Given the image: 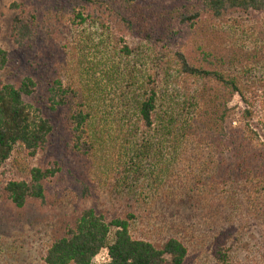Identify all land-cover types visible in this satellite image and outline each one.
<instances>
[{"label": "trees", "instance_id": "obj_1", "mask_svg": "<svg viewBox=\"0 0 264 264\" xmlns=\"http://www.w3.org/2000/svg\"><path fill=\"white\" fill-rule=\"evenodd\" d=\"M261 15L264 0L22 6L12 42L37 56L62 44L64 58L21 78L0 50V183L18 150L55 165L21 169L22 180L2 182L0 200L20 210L30 200L73 210L111 202L65 232L33 223L28 244L0 233V264H98L103 250V264H264ZM38 91L33 108L25 98ZM59 177L68 186L52 196ZM180 209L194 214L178 218ZM254 231L251 260L239 262ZM29 249L38 258L28 263Z\"/></svg>", "mask_w": 264, "mask_h": 264}, {"label": "rangeland", "instance_id": "obj_2", "mask_svg": "<svg viewBox=\"0 0 264 264\" xmlns=\"http://www.w3.org/2000/svg\"><path fill=\"white\" fill-rule=\"evenodd\" d=\"M33 1L34 0H0V50L8 54L12 67L20 70V74L18 75L21 78H24L26 75H32L35 78H39L41 75H43L42 70L46 69L45 67L50 66L51 63L53 64L55 69H60V63L64 58L62 44L57 45V47L53 48V50H51L50 52H48V49H43L37 52L39 53L37 56L34 54V52H23L12 42L11 31L15 17L18 15L22 6L30 5V3H32ZM146 1L165 2L166 4H169L172 1L180 0ZM260 18L264 19V15H261ZM136 43L137 42L134 40H131L130 42V44L133 46H135ZM93 46L96 45L93 44ZM52 54L55 55L54 59L50 58ZM86 56L92 64L95 63L96 65L98 58L101 57L100 53H97L94 50L87 51ZM35 97L40 98L41 92H36V94L32 98H25V102H27V104L31 105L33 108H37L38 105ZM231 106L234 108V112L237 116L241 114L243 107L240 104L238 98L233 101ZM54 161L55 159L46 153L39 155L36 159L31 161L27 156L24 155L22 150H18L14 154L12 162L9 161L6 164L1 180L2 182H7L11 179L22 180L25 176V173L21 169L26 168L28 165L50 170L54 168ZM2 182L0 183V187H3ZM67 184V180H62L61 177H59V179H56V183L53 186H48V190L51 192L52 196H55L57 193H61L64 188L68 186ZM110 202L111 199H109V196H102L101 199L97 202L88 200L84 202L80 206V208H78L77 210H73L65 206L55 207L52 206L51 203H49L47 207H42L35 200H30L27 205L20 210L17 209L15 205L12 204V202H4L0 200V233L7 234L9 236L21 237L22 239L26 240L28 244L31 239L29 236L33 235V230L31 229L33 223L41 229H50L53 232V228H55L57 230H62L63 232H65L68 227L73 225V222L77 215H80L82 212L89 209H106L104 205L109 206ZM193 214L194 213L189 209H180L178 210L176 215L179 216L178 218L184 219L192 217ZM253 235L254 237L250 239L249 243L245 245L247 246V249H245L244 251H240L238 255L239 262L246 261L247 258H250L251 260V253L249 254V252L253 250V247L256 245L259 238L257 231H254ZM106 254L107 251L103 250L97 256L98 260H96L95 258L94 262L103 264L102 258L106 256ZM37 258L38 256L36 252L29 249L25 260L29 263L34 262L35 260H37Z\"/></svg>", "mask_w": 264, "mask_h": 264}, {"label": "built area", "instance_id": "obj_3", "mask_svg": "<svg viewBox=\"0 0 264 264\" xmlns=\"http://www.w3.org/2000/svg\"><path fill=\"white\" fill-rule=\"evenodd\" d=\"M96 260H98V257H96ZM96 260H95V261H96ZM102 261H103V263H107V262L109 261L108 253L106 254V256H104V257L102 258Z\"/></svg>", "mask_w": 264, "mask_h": 264}]
</instances>
